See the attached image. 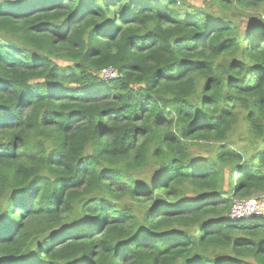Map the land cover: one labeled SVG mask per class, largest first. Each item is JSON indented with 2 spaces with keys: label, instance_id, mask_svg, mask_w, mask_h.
<instances>
[{
  "label": "trees",
  "instance_id": "obj_1",
  "mask_svg": "<svg viewBox=\"0 0 264 264\" xmlns=\"http://www.w3.org/2000/svg\"><path fill=\"white\" fill-rule=\"evenodd\" d=\"M188 1L0 0V264H264V0Z\"/></svg>",
  "mask_w": 264,
  "mask_h": 264
},
{
  "label": "built area",
  "instance_id": "obj_2",
  "mask_svg": "<svg viewBox=\"0 0 264 264\" xmlns=\"http://www.w3.org/2000/svg\"><path fill=\"white\" fill-rule=\"evenodd\" d=\"M116 75V72L112 69L104 71V76L106 77L115 78ZM263 210L264 202L259 201L258 199L238 201L233 207L230 216L233 220L250 219L254 216L261 217Z\"/></svg>",
  "mask_w": 264,
  "mask_h": 264
},
{
  "label": "rangeland",
  "instance_id": "obj_3",
  "mask_svg": "<svg viewBox=\"0 0 264 264\" xmlns=\"http://www.w3.org/2000/svg\"><path fill=\"white\" fill-rule=\"evenodd\" d=\"M201 1H205V3L207 1L209 4H212V2L210 0H190L185 5H182L181 6L182 7L181 9H184V8H192V7H197V6L202 7V4H199ZM189 5H191V6H189ZM213 6H214L213 7L214 9H217V6H215L214 4H213ZM249 14H252V12L250 10L245 11V14L240 15V16H238L236 18L238 20V23H239V25L241 26L242 29L243 28H246L247 25L251 21H253V20L257 21V18L256 17L254 19H252V17ZM59 62L61 64H67L66 61H61L60 60ZM194 149L197 151L196 152V156H198V157H202L203 156V153L202 152L206 151V148H202V147H198V148L197 147H194ZM252 199H256V200L258 199L259 201L264 202V195L263 196H260L258 198H252ZM248 200H250V199H248ZM261 216H264V210L262 211Z\"/></svg>",
  "mask_w": 264,
  "mask_h": 264
},
{
  "label": "clouds",
  "instance_id": "obj_4",
  "mask_svg": "<svg viewBox=\"0 0 264 264\" xmlns=\"http://www.w3.org/2000/svg\"><path fill=\"white\" fill-rule=\"evenodd\" d=\"M103 76H104V72H103ZM116 77H117V75H116Z\"/></svg>",
  "mask_w": 264,
  "mask_h": 264
}]
</instances>
